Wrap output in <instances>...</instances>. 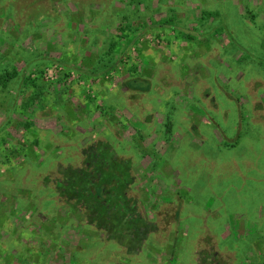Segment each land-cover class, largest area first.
<instances>
[{"label":"rangeland","instance_id":"rangeland-1","mask_svg":"<svg viewBox=\"0 0 264 264\" xmlns=\"http://www.w3.org/2000/svg\"><path fill=\"white\" fill-rule=\"evenodd\" d=\"M2 54L0 264H264V0H0Z\"/></svg>","mask_w":264,"mask_h":264},{"label":"trees","instance_id":"trees-1","mask_svg":"<svg viewBox=\"0 0 264 264\" xmlns=\"http://www.w3.org/2000/svg\"><path fill=\"white\" fill-rule=\"evenodd\" d=\"M111 51H112V46H110V48L106 52L105 56H108ZM103 57L104 56H100V59L102 60ZM0 61L2 64V67H0V90L7 91L8 88L10 87V84L12 82H14L17 78H19L18 77L19 70L15 69L14 67L12 68V66H5L9 62H8L7 58L3 57V54L0 56ZM9 68H11V69H9ZM39 74L42 75V72H39ZM90 76H91V74H90ZM40 79H41V76L40 77L38 76L34 79L32 77L25 78L24 87H23V90H21L22 91L21 93H23L25 91V89H27V91H31L32 88L37 89L36 91H33L34 94L32 95V97H33L32 103L36 102L38 104L37 107H35V106H34V108L32 107L31 113H33V114H31L30 117H33V118L36 117L35 115L37 114L38 109L43 108L42 103L43 104L45 103L44 102L45 100H43L44 97L42 96L43 89H45V85L43 87L41 86V80ZM57 84H59V82ZM45 90H46L45 92L49 93V91L47 89H45ZM64 90H67V89L63 86H62V88H59V87L58 88L54 87L53 89L51 88L50 93L48 94L50 97L48 102H51V103H53L54 106L58 107V105L61 104V102H60L61 99H59L60 93H62ZM37 96H39L41 99L40 98L37 99ZM46 102H47V100H46ZM28 104H31V103H26L24 108H26ZM26 125H28V124H26ZM34 146H36V145H34Z\"/></svg>","mask_w":264,"mask_h":264}]
</instances>
